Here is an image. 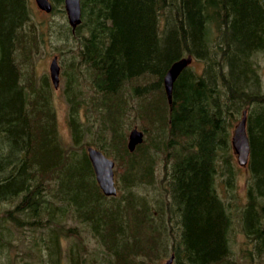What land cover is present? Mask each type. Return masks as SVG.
Returning <instances> with one entry per match:
<instances>
[{
	"label": "trees",
	"instance_id": "1",
	"mask_svg": "<svg viewBox=\"0 0 264 264\" xmlns=\"http://www.w3.org/2000/svg\"><path fill=\"white\" fill-rule=\"evenodd\" d=\"M50 1V13L63 7V0ZM80 5L72 29L64 18L41 23L32 0H0L1 218L14 217L3 210L14 201L16 211L33 216L26 223L52 226L45 264H60L55 227L79 233L61 224L68 217L102 247L86 258L72 236L68 264H158L170 254L172 264H250L246 253L234 256L232 204L218 190L223 183L233 192L231 136L246 109L247 202L238 211L252 264H264V0ZM42 24L69 55L62 87L69 146L58 132L55 88L35 69ZM187 55L192 62L174 80L170 104L164 74ZM131 124L144 132L132 151ZM90 144L115 160L113 195L97 184Z\"/></svg>",
	"mask_w": 264,
	"mask_h": 264
},
{
	"label": "rangeland",
	"instance_id": "2",
	"mask_svg": "<svg viewBox=\"0 0 264 264\" xmlns=\"http://www.w3.org/2000/svg\"><path fill=\"white\" fill-rule=\"evenodd\" d=\"M34 15L37 20L44 23L48 20H61L62 18L66 19L65 12H61L63 9L62 6H59L60 11H55L54 13L44 12L40 10L34 1L32 0ZM43 27V43L42 50L35 57V69L38 74H47L49 80V63L53 56L57 57V62L60 67L59 71V83L56 89H53L52 99L54 110L56 113V121L58 126V132L64 146H69L71 144L70 130L67 123V112L68 104L65 101V98L62 93V87L65 79L63 74V67H66V62L69 58V55L60 51L57 47V41L54 39V35H48L47 27L42 24ZM258 61L261 64V77L264 79V51L260 53ZM51 82V81H50ZM138 125L131 124L128 128L125 127L126 140L128 137L129 131ZM141 129V128H140ZM87 138V136H86ZM79 152L80 148L78 147ZM113 158V157H112ZM232 159L236 168V180L233 192L225 187L223 183H218V190L221 195L226 199L227 202L232 204V228L229 234L230 246L234 252L236 258H242L243 253L250 258V264H252V244L249 239L245 236L241 228V215H239V209L245 205L247 202L246 196V180L248 178V169L246 167H238L236 162V155L232 153ZM232 193L234 196H232ZM14 210V217L5 216L1 218L0 212V264H45L47 259L46 250H44V242L48 237L52 235V226H37L34 224L26 223V220L32 219V215L29 213H23L22 211H16L13 202H7L3 206V210ZM3 211V212H4ZM40 216H44L46 213L43 210H38ZM15 219H18L17 222ZM52 225V222H49ZM61 224L64 226H75L79 231L75 235H68L59 228L55 227L56 241L58 252L56 255H53L55 258L57 256V262L60 264H68L67 259V250L69 241H77L82 243L80 247L84 257H91L99 254L102 247L99 244L97 238H94L88 231L86 226L83 223H80L76 220H72L70 217L66 219L61 218ZM48 225V224H47ZM85 249V250H84ZM165 257L162 261H164ZM245 258H243V261ZM255 262V261H254Z\"/></svg>",
	"mask_w": 264,
	"mask_h": 264
},
{
	"label": "water",
	"instance_id": "3",
	"mask_svg": "<svg viewBox=\"0 0 264 264\" xmlns=\"http://www.w3.org/2000/svg\"><path fill=\"white\" fill-rule=\"evenodd\" d=\"M36 5L49 12L52 4L50 0H34ZM63 7L66 13L68 24L74 29L81 21V6L80 0H63ZM192 61V56L187 55L175 60L167 69L163 78V85L167 96L168 103L172 101L173 82L179 73ZM59 64L57 57H52L49 63V75L54 87H57L59 82ZM143 131L134 126L128 133L127 148L132 151L135 146L142 142ZM231 145L236 153L237 162L240 165H245L249 157V142L246 133V110H242V114L234 126L231 136ZM88 158L94 170L95 179L105 195H113L116 193L114 181V160L106 156L101 150L88 145L86 147ZM173 254H170L163 262L159 264H172Z\"/></svg>",
	"mask_w": 264,
	"mask_h": 264
}]
</instances>
